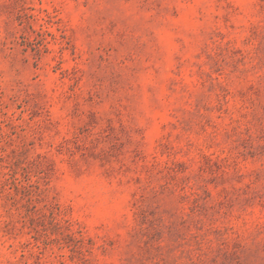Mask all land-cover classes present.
Here are the masks:
<instances>
[{
  "label": "rangeland",
  "instance_id": "374dc122",
  "mask_svg": "<svg viewBox=\"0 0 264 264\" xmlns=\"http://www.w3.org/2000/svg\"><path fill=\"white\" fill-rule=\"evenodd\" d=\"M0 264H264V0H0Z\"/></svg>",
  "mask_w": 264,
  "mask_h": 264
}]
</instances>
